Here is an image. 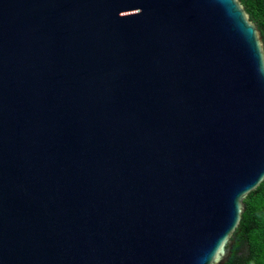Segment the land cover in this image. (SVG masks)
<instances>
[{"label":"water","instance_id":"water-1","mask_svg":"<svg viewBox=\"0 0 264 264\" xmlns=\"http://www.w3.org/2000/svg\"><path fill=\"white\" fill-rule=\"evenodd\" d=\"M263 182L239 0H0V264H225Z\"/></svg>","mask_w":264,"mask_h":264},{"label":"trees","instance_id":"trees-1","mask_svg":"<svg viewBox=\"0 0 264 264\" xmlns=\"http://www.w3.org/2000/svg\"><path fill=\"white\" fill-rule=\"evenodd\" d=\"M261 33L264 43V0H239ZM245 210L232 238L225 264H264V182L244 201Z\"/></svg>","mask_w":264,"mask_h":264}]
</instances>
